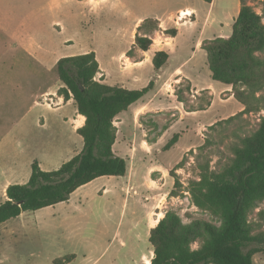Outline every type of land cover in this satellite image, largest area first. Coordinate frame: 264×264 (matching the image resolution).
Returning <instances> with one entry per match:
<instances>
[{
  "label": "rangeland",
  "instance_id": "obj_1",
  "mask_svg": "<svg viewBox=\"0 0 264 264\" xmlns=\"http://www.w3.org/2000/svg\"><path fill=\"white\" fill-rule=\"evenodd\" d=\"M191 6L200 10L197 22L183 17L189 13L176 17L178 9ZM228 9L218 7L207 16L212 30L203 36L200 31L208 9L197 0H0V129L10 117L20 121L14 137L21 172H28V163L34 160L43 171H55L70 160L71 151L82 149V139L70 134V123L56 125V111L46 102L62 86L55 69L59 59L94 52L108 85L139 90L152 80L147 96L156 91L155 97L138 106L135 116H130L131 106L114 120V151L126 161L128 174L99 178L76 190L66 202L23 212L1 224L0 264H54L66 255L75 256L68 264L141 263L142 256L152 252L142 215L150 205L132 192L126 195L124 188L131 183L139 194L146 192L145 180H152L149 168L159 175L172 170L183 157L182 167L175 171L180 183L177 196L165 197L162 212H175L184 224L199 220L220 225L218 218L192 204L188 183L198 179V162H208L215 171L229 163L239 138L251 135L264 120L263 104L258 111L224 122L240 112L241 104L231 93H219L224 85L212 81L206 54L197 47L199 40L230 36L233 12ZM145 19L160 20L166 28L158 25L149 55L166 40L165 30L176 29L175 40L164 47L169 60L160 79L151 61L132 70L123 64L130 49V59H138L134 35ZM175 72L197 90H207L185 91L186 103L180 105L171 92L189 82L175 77L164 84ZM127 76H135L137 83L124 84ZM208 97L211 105L205 110L184 112L190 106L206 105ZM73 104L63 108L69 117ZM174 135L177 141L165 150ZM170 182L167 179L162 188L167 191ZM262 208L264 201L250 215L251 221L257 222ZM252 261L264 264V252L254 254Z\"/></svg>",
  "mask_w": 264,
  "mask_h": 264
},
{
  "label": "trees",
  "instance_id": "obj_2",
  "mask_svg": "<svg viewBox=\"0 0 264 264\" xmlns=\"http://www.w3.org/2000/svg\"><path fill=\"white\" fill-rule=\"evenodd\" d=\"M158 25L154 19L142 21L136 28L133 48L148 51ZM165 32L171 37L176 35V29ZM200 49L206 54L212 81L231 86L232 97L243 107L224 122L258 111L264 104V0H240L230 36L203 41ZM131 51L126 57H131ZM151 62L158 72L168 64V54L157 51ZM55 69L62 84L57 95L64 101L72 99L77 113L85 118L84 125L76 131L82 139V149L55 171H43L33 161L28 181L7 187L6 199L0 204V225L23 212L66 202L76 189L97 178L126 174V161L113 152L114 120L149 93L154 81L141 90L98 81L95 76L99 64L94 52L63 57ZM190 90L189 84L176 88L177 101L185 104L184 93ZM205 104L187 107L185 112L205 110L211 105V98ZM177 139L178 135H174L164 149ZM232 154L230 162L216 171L210 169L208 162H198V179L187 186L192 204L218 218L220 225L199 220L184 224L175 212L166 211L149 231L154 255L150 264H253V255L264 252V208L257 212V222L249 218L264 201V120L251 135L239 138ZM183 162L184 157L169 171L173 179L170 197L177 196L180 188L175 171ZM74 258L66 255L53 263L68 264Z\"/></svg>",
  "mask_w": 264,
  "mask_h": 264
},
{
  "label": "crops",
  "instance_id": "obj_3",
  "mask_svg": "<svg viewBox=\"0 0 264 264\" xmlns=\"http://www.w3.org/2000/svg\"><path fill=\"white\" fill-rule=\"evenodd\" d=\"M197 1L200 4L204 3L205 5H207V9H208L207 13H206V17L204 18V23H203V25L201 27V31H200L203 36H204L205 33H210L211 30H212L211 24H209V22L207 21V16L208 15H212V11L214 9H217L218 7H220L223 11H225V10L228 11L229 10L228 8H230L231 11L233 12V17L231 18V20H232L231 28H232V24L235 21L237 15L239 13L240 0H210V1L197 0ZM256 1H261V0H256ZM184 11L191 15V18H190L191 21L190 22H194V23L197 22L198 17L200 16V14H199L200 10H198L196 7H193V6L180 8V9H178L176 11V17H177V15L179 13L181 14ZM257 12H259V10H257ZM157 21L160 22L159 25H160V27L162 29H166V28L163 27V22L162 21H160V20H157ZM215 21L216 20H214L213 22H215ZM185 22H187V21H184L182 23H178V25H175V26L178 27L179 25H181V24H183ZM218 22H220V21H218ZM137 25H139V24L137 23ZM228 37H225V38H228ZM175 38H176V36L171 37V36L168 35L165 38L166 40L163 43H160L159 45L157 44L160 47V49H158L156 51H164L166 53V51L164 50V47L166 45L171 44L175 40ZM216 38H223V37H214V38H211V39L199 40L197 42V47H199V49H200L201 44H202L203 41L213 40V39H216ZM149 51L150 50H148L146 52H143V51L139 50L138 59H132L131 60L130 57L128 58L125 55L123 58H124L125 61L127 60L128 62L123 63V64L124 65L126 64L128 69H131V70L134 69L135 67L142 66L143 63L152 60L154 52H153L152 55H149ZM168 60H169V58H168ZM98 64H99V72L96 74L95 79L98 80V81L102 80L103 83L108 85L105 71L102 69V67H101L99 62H98ZM165 67H163V68H165ZM163 68H161L158 71L157 75H156L158 79H160L162 77ZM177 72H179V71H177ZM181 75L182 74H178L176 72L172 73L171 75H169V77L165 81L166 83L164 82V84L167 85V81H169V80L172 81L173 79H176L175 77H178L180 81L181 80L188 81L190 86H191V90L192 91L199 92V91L207 90V89H199V90H197L196 87L193 85V83L190 80H188L185 77H181ZM127 77L124 80V84L129 85V86H133L134 84L137 83V81H136L137 79H136L135 76H131V77L129 76L128 78ZM210 77H211V75H210ZM148 83H147V85H148ZM222 85H224V84H222ZM110 86H118V85H110ZM146 86H144V87H146ZM144 87L140 88L139 90L143 89ZM128 88L124 87V89H127V90H134V89H128ZM57 90H56L55 94H53L52 96H49L47 101H46L47 105L51 107V109H52L51 111H53V112L56 111L53 114V115H55L53 117V120L55 121L56 125H59L60 128L63 125H65L66 123H70V126H71L70 134L78 135L76 131H77V129H79L80 127H82L84 125L85 118L77 113V109H76V105H75L74 101L72 99L64 101L63 97H60V96L57 95ZM221 92H229V93H231V86L224 85V88L222 90H220L219 93H221ZM147 94L143 98H141L139 101H137L136 103L131 105V106H134L133 110H132V112L130 114L131 117L135 116L139 112L138 109L140 107L138 108V106L139 105L141 106V104L143 103V101L145 99H149V98H151L153 96L154 97L156 96V91L151 96H147ZM171 95H170L171 97L176 98L174 96L173 92H171ZM230 97H232V95H230ZM44 100H45V98H44ZM166 102H167V100H166ZM36 103L37 102L35 101L34 104H36ZM69 103H74L73 105H75L74 106V111H73V114H72L71 117L67 116L63 112V108ZM179 104L182 105V103H179ZM242 108L243 107L241 105L238 111H241ZM185 113H195V112H185ZM181 115H183V113ZM120 116H121V114H119L117 117H120ZM13 119L10 117L8 119L7 123L5 124V126L2 129H0V204H2L5 201V199H6L5 192H6V189H7V187L9 185L25 184L28 181V179L30 177V174H31V164L33 163V162L31 163V161L28 163L29 164V168H30L28 172L26 170H24V172H21L19 167H18V158H17V150H16L17 139H15L14 134H15V132L17 133V128H18V125L20 124V121H17L15 117ZM42 121L44 122V120H42ZM116 140H117V137H116ZM116 140H115V143H116ZM115 143L113 145V152L116 155V152L114 151ZM80 149H81V147L79 146L78 148H76L73 151H71L69 153L70 154L69 155L70 159L73 158L75 155H77L80 152ZM34 161H37V160H34ZM63 163H65V162H63ZM38 164H39L41 170H43L41 163L38 162ZM169 171L168 172H164V173L162 172V173H160L158 175V172L157 171L155 172L154 168H149L148 169V174H150V176H152V180H148V179L145 180V186H146V188H148V190L146 192H143L142 194H139V192H136L135 188L132 186L131 183H130V185L127 184L126 188H124L126 195H130V193L132 192L134 196L136 195V196H139L140 198L143 197V200L145 202L144 205H150L149 207H144L143 208V214H142L146 218L147 231L148 232L150 231L151 228L156 226L158 221L165 214V212L164 213L162 212V207L164 205L163 202L166 201L165 197L167 195H169V193H170V191L172 190V187H173V179L169 176ZM154 173H156V177H153ZM127 174H128V168H127L126 174L124 176H126ZM100 178H103V177H100ZM97 179H99V178H97ZM97 179H95V180H97ZM167 179H170L171 182H170V186L167 188V191H166V190H164L162 188V185L166 182ZM95 180H93V181H95ZM93 181H91V182H93ZM81 187H83V186H81ZM81 187H79V188H81ZM78 189H76V190H78ZM149 191L150 192L152 191V193H149ZM135 205H137V204H135ZM136 213H135V215H136ZM148 237H149V233H148ZM152 256H153V251L151 252V255L149 257L142 256L141 263L150 264V260H151Z\"/></svg>",
  "mask_w": 264,
  "mask_h": 264
},
{
  "label": "bare ground",
  "instance_id": "obj_4",
  "mask_svg": "<svg viewBox=\"0 0 264 264\" xmlns=\"http://www.w3.org/2000/svg\"><path fill=\"white\" fill-rule=\"evenodd\" d=\"M183 14H188V13L187 12L186 13L183 12ZM188 15H190V14H188ZM188 15H185V16H188ZM185 16H183V17H185ZM178 19H184V18H181V16H180V17H178Z\"/></svg>",
  "mask_w": 264,
  "mask_h": 264
},
{
  "label": "built area",
  "instance_id": "obj_5",
  "mask_svg": "<svg viewBox=\"0 0 264 264\" xmlns=\"http://www.w3.org/2000/svg\"><path fill=\"white\" fill-rule=\"evenodd\" d=\"M191 15H188V16H185L184 18H188V17H190ZM180 17V16H179ZM180 20H182V19H180Z\"/></svg>",
  "mask_w": 264,
  "mask_h": 264
},
{
  "label": "water",
  "instance_id": "obj_6",
  "mask_svg": "<svg viewBox=\"0 0 264 264\" xmlns=\"http://www.w3.org/2000/svg\"><path fill=\"white\" fill-rule=\"evenodd\" d=\"M154 257V255L152 256V258Z\"/></svg>",
  "mask_w": 264,
  "mask_h": 264
}]
</instances>
